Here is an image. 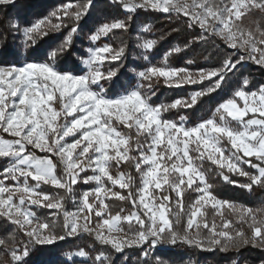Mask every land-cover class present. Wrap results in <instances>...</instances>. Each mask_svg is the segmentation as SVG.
<instances>
[{"label": "snow or ice", "instance_id": "snow-or-ice-1", "mask_svg": "<svg viewBox=\"0 0 264 264\" xmlns=\"http://www.w3.org/2000/svg\"><path fill=\"white\" fill-rule=\"evenodd\" d=\"M113 2L124 5L128 12L136 8H150L156 12L184 16L203 32L217 36L230 49L246 53L253 62L264 67V30L242 26L243 20L254 10L264 13V0ZM12 3L14 0H0V6ZM90 6L88 0L82 6L69 5L68 8H75L72 18L79 19ZM63 11L64 16L53 14L57 20L67 18V9ZM49 24L48 21H40L26 29L25 42L34 43L36 36L46 35L43 29ZM51 27L58 30L61 25ZM123 28L124 23L120 21L104 24L90 39L95 43L112 31ZM143 30L148 31L147 28ZM76 31V28L72 29V33ZM68 43L70 37L62 47ZM143 47L147 51L153 44L146 42ZM123 52V48L109 46L92 50L90 58L84 61L88 72L81 77L59 74L47 63H29L8 69L0 67V132L13 138L0 139V159L12 161V166L0 172V176L16 182L15 187L10 188L5 180H0V216L16 224L28 238L27 243L21 242V248H13V264H23L29 255L30 244L51 245L82 233L94 234L98 242L110 245L117 252L124 247H141L149 242L154 248L157 244L179 241L204 251H212L213 246H219L223 251L228 243L238 239L244 244L251 242L254 247L257 243L264 245V221L258 220L251 209H237L236 205L217 201L210 192L211 186L207 184L201 167L206 159L222 172L238 174L250 181L247 185L236 184V187L248 191L252 186L264 187V87L251 93L243 89L236 91L233 98L215 109L212 118L191 129L161 119L163 112L179 107L191 108L200 98L215 92L227 73L245 57L241 56L236 62L225 61L222 68L200 73L198 79H193L183 69L152 67L146 73H140V78L149 83L160 78L169 87L215 80L212 87L195 93L190 101L177 100L170 105L153 107L149 104L151 96H144L139 91L108 99L91 90V85L111 79L116 74L114 71L104 72L103 65L117 62ZM57 55L58 51L52 52L49 59L54 60ZM244 87H247V81ZM56 105H59V110ZM114 123L122 125L130 134L120 132L113 126ZM131 134L135 135V140ZM69 137L76 139L66 143ZM225 141L230 148L222 147ZM29 147L58 157L63 165V174H56V166L51 159L29 153ZM132 152L139 155L131 156ZM226 152L229 154L226 155ZM241 157L259 162L248 164L257 175L246 173L238 166L243 162ZM130 162H134L135 171L140 176L138 189H135L131 174H111L113 164L119 168ZM89 171L94 175L82 178V173ZM223 179L225 183H232L226 176ZM29 181L34 186H30ZM81 182L93 183L97 187L82 195L78 209L73 212L64 210V197L37 191L42 185H47L71 193L73 186ZM114 188L127 195L112 191ZM187 190L196 191L199 196L185 209L183 197ZM169 193H175V202ZM112 199L127 201L135 210L126 217L121 215L123 209L113 215L106 203ZM26 204L63 215L64 235L57 236L48 223L37 222L34 225L35 218L25 210ZM207 208L213 209L215 216L220 218L219 225L215 220L211 224L207 222ZM224 209L239 212L241 220L248 223L252 232L250 240L238 230L232 233L234 226L224 218ZM93 216L100 221L95 226L92 225ZM181 216L187 217L184 235H178L173 230V221L178 224ZM122 223H127L131 232L123 240L114 238V234L123 232ZM132 228L136 231H131ZM201 229L209 233V239L199 238ZM193 231L195 236L190 235ZM0 246H5L3 240H0ZM71 255L85 257L86 253L81 250ZM104 259L102 256L95 257L101 264Z\"/></svg>", "mask_w": 264, "mask_h": 264}, {"label": "trees", "instance_id": "trees-1", "mask_svg": "<svg viewBox=\"0 0 264 264\" xmlns=\"http://www.w3.org/2000/svg\"><path fill=\"white\" fill-rule=\"evenodd\" d=\"M87 2L88 0H17L10 5L0 6V64L50 63L59 72L80 76L84 73L81 60L87 56L88 41L91 35L102 25L117 21H122L124 28L109 33L105 41L113 49L123 48L124 52L117 62L103 65L104 72L114 71L116 73L111 79L102 81L100 89L108 97L114 98L135 89L139 83L137 73L147 70L152 65L163 67L166 62L172 69L188 70L196 75L198 72L206 73L218 70L222 68L225 61L236 62L238 60L215 38L202 34L197 26L189 24L185 18L175 13L166 14L139 9L127 14L121 5L115 4L111 0H90L91 6L87 13L79 19L72 18L75 8H68V6H82ZM65 9H67V18L57 20L53 14L64 16L63 10ZM43 20L50 22L43 29L47 34L36 36L34 43H26L23 31ZM55 24H60L61 27L58 30L51 27ZM13 25H17V27H13ZM242 26L246 29L254 30L259 27L264 30V13L254 10L243 20ZM75 27L78 31L72 33V29ZM145 27L148 31H143ZM69 37L70 43L66 47H62ZM144 39L153 42L150 52L144 51L141 47V42ZM56 51H58V55L54 60H50V54ZM245 81H247V87H244ZM141 82V92L144 96H151L150 105L161 107L170 105L177 100L190 101L191 94L207 90L213 86L215 80H204L203 83L195 84L187 83L181 87H169L167 82L160 78L152 79L150 83L147 80ZM261 87H264V71L253 64L247 67L240 65L227 73L219 89L200 98L195 106L169 109L163 112V117L170 121H180L183 117L185 125L192 128L210 119L215 109L221 103L233 98L236 91L244 89L245 92L251 93L258 91ZM118 130L126 135L130 134L122 125H118ZM0 135L7 140L13 139L2 132ZM131 135L135 140V135ZM34 154L38 155L36 152ZM39 155L45 157L47 154ZM130 155L136 157L139 153L132 152ZM50 158L55 164L58 174L62 173L63 168L60 162L54 156H50ZM245 160L254 164L258 163V161L246 157ZM9 164L10 160L0 159V172L7 169ZM201 167L207 184L211 186L210 192L215 199L236 205L237 209H251L258 220L264 221V187L252 186L251 191H248L246 188L235 186L236 184H249L250 181L245 177L238 174L233 175L227 171L222 172L207 160L202 163ZM243 171L257 175L255 169L247 165H243ZM121 172L131 174L135 189L139 188L140 176L135 171L134 162L123 164L119 168L113 164L111 174L116 176ZM225 176L232 183H225L223 179ZM88 188L90 186L81 182L73 186L71 193H65L63 190H57L47 185H42L40 191L50 196L64 197V210L72 211L75 209V195L79 198L80 191ZM115 192L127 195L126 192L118 188ZM169 194L175 202V194ZM195 199H197L196 191H185L183 197L185 209ZM106 203L113 215L123 209L121 215L126 217L135 210L127 201L120 202L112 199L107 200ZM205 211L209 224L213 220L218 225L221 223L213 209L207 208ZM36 213L42 221L50 225V229L57 236L64 235L63 215L47 208L36 209ZM140 214L142 215V213ZM223 214L226 220L233 223L234 227L231 230L233 234L238 230L250 240L252 232L248 223L241 220L238 211L232 212L224 209ZM186 219V216H181L178 224L175 220L173 221V230L178 235L185 234ZM124 228L130 232L128 225L125 224ZM131 231H136V229L132 228ZM190 235L195 236V231ZM199 238L207 240L209 233L201 229ZM0 240L5 242V246H0V264H13L11 260L13 248H21V242H28V238L23 235L21 229L2 216H0ZM148 247L125 248L121 253L109 245L98 242L93 235L81 234L58 240L51 245L30 244L29 255L24 259L23 264H101L95 260L96 256L105 258L102 264H264V245L257 243L254 247L251 242L244 244L239 239L228 243L223 251L219 246H213L212 251H204L179 241L172 245L165 242L157 248ZM81 250L86 253L85 257L71 255ZM145 252L148 253L147 256L144 255Z\"/></svg>", "mask_w": 264, "mask_h": 264}, {"label": "rangeland", "instance_id": "rangeland-1", "mask_svg": "<svg viewBox=\"0 0 264 264\" xmlns=\"http://www.w3.org/2000/svg\"><path fill=\"white\" fill-rule=\"evenodd\" d=\"M17 0H14V2H16ZM112 2H113V0H111ZM188 2L189 3H191V0H188ZM115 3V2H114ZM132 3H134V4H139V3H141V0H132ZM91 4V3H90ZM115 4H119V5H121L122 7H123V10H124V12L125 13H127V14H131V13H133V12H135L136 10H139V9H145V8H136L133 12H128V11H126L125 10V8H124V5H122V4H120V3H115ZM145 10H151L150 8H148V9H145ZM152 11V10H151ZM161 13H163V12H161ZM181 16V15H180ZM181 17H183V18H185L187 21H188V23L189 24H191V25H194V24H192L191 23V21L190 20H188L186 17H184V16H181ZM44 21V20H43ZM40 22V21H39ZM120 22H122V21H120ZM38 23V22H37ZM194 26H196V25H194ZM33 27V26H32ZM31 27V28H32ZM76 29H77V27H75ZM145 28H147V27H145ZM144 28V29H145ZM28 29H30V28H28ZM99 29V28H98ZM97 29V30H98ZM198 29L201 31V33L202 34H205V35H209L210 37H212V38H215L219 43H220V45L221 46H223V47H225L228 51H230L233 55H235L238 59L241 57V56H244L245 58H244V60H243V62H241V63H239V64H237V67L238 66H240V65H242V66H244V67H247L248 65H250V64H253V66H255V67H259V68H261L263 71H264V67H262L260 64H258V63H255V62H253L250 58H249V56L246 54V53H244V52H240V51H237V50H233V49H230L228 46H227V44H225V42L223 41V40H221V39H219L217 36H214V35H210V34H208V33H206V32H203L199 27H198ZM26 30V29H25ZM25 30L23 31V35H24V32H25ZM97 30L92 34V35H94L96 32H97ZM77 31H78V29H77ZM76 31V32H77ZM144 31V30H143ZM91 35V36H92ZM108 36V35H107ZM107 36H103V37H101L98 41H96L95 43H93L92 41H91V39H89V41H88V47H87V56L85 57V58H83L82 60H81V65H82V68L84 69V73L82 74V75H80V76H77V75H74V74H72V73H68V72H65V73H62V72H59V71H57L56 69H55V67L52 65V64H50V63H47V64H49L50 66H52L56 71H57V73H59V74H63V75H72V76H74V77H81V76H84V75H86L87 74V72H88V69H87V67L85 66V64H84V61H86V60H88L89 58H90V52L92 51V50H94V49H98V48H103L104 46H109V47H111L105 40L107 39ZM24 37H25V35H24ZM69 39V38H68ZM25 41H26V38H25ZM146 42H152L151 40H142V42H141V47H142V49L144 50V51H146L145 49H144V47H143V45L146 43ZM152 44H153V42H152ZM112 48V47H111ZM153 48V47H152ZM152 48L150 49V50H147L146 52H150L151 50H152ZM146 59L148 60V57H146ZM29 63H36V64H45V63H40V62H18V63H13V64H9V65H7V64H0V67H2V68H5V69H8V68H12V67H17V68H19V67H23V66H25L26 64H29ZM152 67H157V66H155V65H152L150 68H152ZM236 67V68H237ZM150 68H148L147 70H145V71H142V72H147ZM158 68H166V69H171V70H176V69H172V68H170L169 66H168V64H166V62H164V66L163 67H158ZM187 74H190L191 75V77L193 78V79H198L199 77H198V75L197 74H200L199 72L196 74V75H194V74H192L191 72H189L188 70H184ZM142 72H139V73H137V78L139 79V83H138V85H137V87L135 88V89H133V90H130V91H128V92H126V93H123V94H121L120 96H117V97H114V98H112V97H108L106 94H105V92L103 91V90H101L100 88H101V86H102V81L103 80H101L98 84H94V85H91V90L93 91V92H95V93H97V94H100V95H102V96H104L105 98H108V99H116V98H119V97H121V96H124V95H126V94H128V93H130V92H132V91H139V92H141V90H140V88H141V85H142V82L141 81H143V79H141L140 78V73H142ZM229 73V72H228ZM145 81V80H144ZM184 84H187V83H183L182 84V86L184 85ZM188 84H193V83H188ZM181 87V86H180ZM244 90V89H243ZM245 91V90H244ZM256 92V91H255ZM142 93V92H141ZM143 94V93H142ZM195 93H193V94H191V97L194 95ZM144 95V94H143ZM150 104V103H149ZM152 106V105H151ZM153 107H155V106H153ZM157 107H160V106H157ZM56 108H57V110H59V105H56ZM212 118V117H211ZM161 119L162 120H164V121H170V120H165L164 119V117H163V113H162V115H161ZM61 122H63V119H61ZM171 122H175L177 125H182L183 127H185V128H188L186 125H185V122L183 121V120H181L180 119V121H171ZM118 125L119 124H115L114 123V127L115 128H117L118 129ZM197 126V125H196ZM195 126V127H196ZM233 127H235V124H233L232 125ZM192 128H194V127H192ZM188 129H191V128H188ZM120 131V130H119ZM121 132V131H120ZM0 139H4L1 135H0ZM74 139H76V137H69L68 139H67V141H66V143H71ZM4 140H7V139H4ZM8 140H11V139H8ZM222 147H224L225 149H228V148H230V146L227 144V142L225 141L223 144H222ZM30 149H31V151H30ZM28 151H29V153H31L32 155H34V156H36L35 154H34V152H36L38 155L39 154H47L45 157L44 156H41V155H37L36 157H40V158H48V159H51L50 158V156H49V154L48 153H41V152H39L38 150H36V149H32L31 147H29V149H28ZM32 151H34V152H32ZM227 154H229V153H227L226 152V155ZM193 155H195V154H193ZM54 158L55 159H57L58 160V162H60V160H59V158L58 157H55L54 156ZM247 158V157H246ZM241 159H242V161L243 162H241V163H239V167H241L242 169H243V165H247L248 166V164L250 163L249 161H247V160H245V157H241ZM52 160V159H51ZM206 160V159H205ZM259 163V162H258ZM257 163V164H258ZM54 164V163H53ZM61 164V163H60ZM55 165V164H54ZM12 166V161H10V164H9V166H8V168L9 167H11ZM61 166H62V168H63V165L61 164ZM256 171V170H255ZM56 174L59 176V175H62L63 174V171H62V173H60V174H58V172H57V169H56ZM87 174H89V175H87ZM92 175H94V173H92V172H86V173H82V178H87V177H90V176H92ZM205 176V175H204ZM206 179V178H205ZM0 180H5V182H6V186L7 187H10V188H12V187H15V183L16 182H14V181H12L11 179H7V178H5V177H3V176H0ZM78 184V183H77ZM76 184V185H77ZM84 184V183H83ZM29 185L30 186H34V184H32V181H29ZM75 185V186H76ZM84 185H86V186H90V188H88V189H86V190H83V191H80V193H81V195H80V197L79 198H77V196L75 195V199H74V203H75V209H73L72 211H67V212H73V211H76L77 209H78V207H79V202H80V200H81V197H82V195L85 193V192H89V191H93L96 187H97V185H95V184H93V183H89V184H84ZM107 187H109V188H111V185H107ZM195 187V186H194ZM115 190H116V188H114V189H112V191H114L115 192ZM37 191L38 192H41L40 191V188L39 189H37ZM42 193V192H41ZM197 193V192H196ZM175 194V193H174ZM198 196H199V193H197V198H198ZM217 200V199H216ZM217 201H219V200H217ZM24 208H25V210L26 211H28V212H30L33 216H34V220H33V224L35 225L37 222H40V223H45V221H42L40 218H39V216L37 215V213H36V209H39V207H37V206H31V205H25L24 206ZM49 210V209H48ZM50 211H54V210H50ZM100 221H99V218H96V217H92V225L93 226H95L97 223H99ZM128 225L127 223H122L121 225H120V227L123 229V232L122 233H120V234H114V238H118V239H121V240H123V239H126L127 238V236H130L131 235V232H128V231H126L125 230V228H124V225ZM129 226V225H128ZM82 234H87V233H82ZM105 234H106V232H105ZM93 236H94V238H95V235L93 234ZM96 239V238H95ZM161 244H163V243H161ZM161 244H157V246L156 247H154V248H157L158 246H160ZM169 244V243H168ZM169 245H172V244H169ZM110 246V245H109ZM143 246H149L148 248H153V247H151V242H149V244H145V245H142L141 247H143ZM125 248H129V247H124L123 248V250L122 251H120L121 253L122 252H124V250H125Z\"/></svg>", "mask_w": 264, "mask_h": 264}]
</instances>
